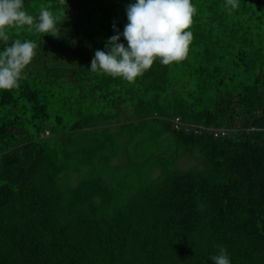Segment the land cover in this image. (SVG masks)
<instances>
[{"label":"trees","instance_id":"1","mask_svg":"<svg viewBox=\"0 0 264 264\" xmlns=\"http://www.w3.org/2000/svg\"><path fill=\"white\" fill-rule=\"evenodd\" d=\"M134 2L24 0L56 36L8 30L37 48L0 90V264H264V0H192L185 60L92 72Z\"/></svg>","mask_w":264,"mask_h":264},{"label":"clouds","instance_id":"2","mask_svg":"<svg viewBox=\"0 0 264 264\" xmlns=\"http://www.w3.org/2000/svg\"><path fill=\"white\" fill-rule=\"evenodd\" d=\"M225 7L235 10L239 0H226ZM196 12L192 0H135L127 6L128 22L123 32L113 25L118 34L108 39L106 50H96L90 70L133 83L157 60L165 66L182 62L193 40L189 29ZM56 24L57 17L44 5L37 18L24 9V0H0V41L5 45L0 50V90L18 86L37 48L31 40L16 39L9 44L8 30L27 26L29 32L34 29L37 33L56 36ZM121 36L127 46L120 42ZM212 260L214 264H231L222 246Z\"/></svg>","mask_w":264,"mask_h":264},{"label":"built area","instance_id":"3","mask_svg":"<svg viewBox=\"0 0 264 264\" xmlns=\"http://www.w3.org/2000/svg\"><path fill=\"white\" fill-rule=\"evenodd\" d=\"M181 126L184 127L185 130H189L192 128V130H194V133H200V131H201V129L199 127L191 126L189 124H183L179 117L175 118L174 128L179 129ZM228 132H229V130L226 128L211 130V133L214 137H224V136L228 135Z\"/></svg>","mask_w":264,"mask_h":264},{"label":"rangeland","instance_id":"4","mask_svg":"<svg viewBox=\"0 0 264 264\" xmlns=\"http://www.w3.org/2000/svg\"><path fill=\"white\" fill-rule=\"evenodd\" d=\"M188 165H193V163L192 164L191 163L190 164L185 163L184 167H187Z\"/></svg>","mask_w":264,"mask_h":264}]
</instances>
